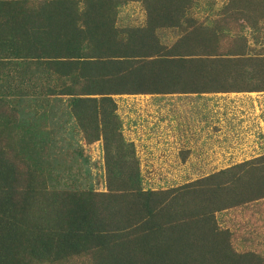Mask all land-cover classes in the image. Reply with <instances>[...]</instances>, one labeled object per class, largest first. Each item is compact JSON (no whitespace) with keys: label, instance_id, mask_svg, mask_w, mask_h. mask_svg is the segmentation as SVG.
Wrapping results in <instances>:
<instances>
[{"label":"trees","instance_id":"1","mask_svg":"<svg viewBox=\"0 0 264 264\" xmlns=\"http://www.w3.org/2000/svg\"><path fill=\"white\" fill-rule=\"evenodd\" d=\"M194 2L139 0L144 25L119 28L125 0H0V264H264V155L145 189L122 136L115 97L264 92L238 24L264 31V0L204 22Z\"/></svg>","mask_w":264,"mask_h":264},{"label":"rangeland","instance_id":"2","mask_svg":"<svg viewBox=\"0 0 264 264\" xmlns=\"http://www.w3.org/2000/svg\"><path fill=\"white\" fill-rule=\"evenodd\" d=\"M133 1L139 2L125 0V4ZM225 2L227 0H198L195 3L198 11L192 9L188 15L196 22L216 19L221 12L208 17L202 10H214ZM145 21L138 18V23L134 24L141 26ZM173 33L169 34L167 42L170 36L175 40ZM263 34L244 29L239 32L251 46L248 52L259 56H264ZM10 85L24 89L16 79L10 81ZM248 94L206 96L207 101H201L204 97H115L122 136L133 146L143 187L156 190L176 187L228 168L249 156L252 159L264 154V93ZM33 108L28 104L19 107L25 111ZM170 108L179 123L173 120ZM85 153L91 162V184L95 190L105 191L101 145L95 143ZM80 176L83 175L78 178Z\"/></svg>","mask_w":264,"mask_h":264},{"label":"crops","instance_id":"3","mask_svg":"<svg viewBox=\"0 0 264 264\" xmlns=\"http://www.w3.org/2000/svg\"><path fill=\"white\" fill-rule=\"evenodd\" d=\"M197 5L196 4H193L189 9L190 10L195 9L196 11H198L197 10L198 9L197 8ZM224 6H226V4L223 3L221 6L217 7L214 10L211 9V8H209V10H207V11L206 10H202V11L203 12L205 11L206 14H207L206 16H208V17L209 16H216L217 14H219L220 12H222L223 10H225L223 8ZM143 10H144L143 6L141 4H139V3H137V2L136 3L135 2H131L130 5H127L125 3L122 4V6L120 8V14H119V18H118L119 19V22L117 23V27L120 26V27L123 28V27H126L127 25H131V26L135 25L136 26V24H134V23H136L135 21H138V18H143L145 20V15L143 13ZM246 20H247V18H243L242 16H240L239 21H238V24H242L243 26H246L245 27V31H249L250 33H252V32H256V33L257 32H262V33H264V31L262 29H254L252 27L253 25L250 24L251 21H246ZM261 21L259 20V22L257 23L258 26H254V27L260 28V26L262 25L261 24ZM156 33L160 34V36L163 38L161 31H157ZM164 35H165V37H164L165 40H167L168 37H169L168 32L167 33L164 32ZM263 36H264V34H263ZM172 42H173L172 36H170V42H167V43H172ZM261 93H264V92H261ZM240 94H247V95H249L248 93H210V94H202L200 96L183 95V96H174V97H179L178 99H183L184 97H189L190 99H200V97H204V98H201V101H207L209 98H207L206 96H228V95L231 96V95H240ZM253 94H256V93H253ZM126 97H135V96H126ZM140 97H142V96H140ZM155 97H158V96H155ZM115 100H116V98H115ZM215 100H216V102L218 101V99H215ZM262 142L264 143V139H263ZM262 155H264V154H260V156H262ZM244 160H246V161L247 160H250V156H249L248 159H244ZM243 161H240V162H243Z\"/></svg>","mask_w":264,"mask_h":264},{"label":"clouds","instance_id":"4","mask_svg":"<svg viewBox=\"0 0 264 264\" xmlns=\"http://www.w3.org/2000/svg\"><path fill=\"white\" fill-rule=\"evenodd\" d=\"M193 4H195V2H194V3H192V5H193ZM225 4H226V2H225ZM192 5H191V6H192ZM191 6H190V7H191ZM189 10H190V9H189ZM189 10H188V11H189ZM143 13H144V15H145V18H146V11H145V9L143 10ZM244 30H245V28H244ZM101 150H102V147H101ZM102 153H103V151H102ZM102 155H103V154H102ZM90 163H91V162H90Z\"/></svg>","mask_w":264,"mask_h":264}]
</instances>
